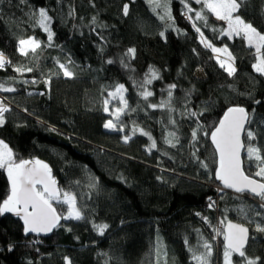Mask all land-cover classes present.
<instances>
[{"label": "trees", "instance_id": "16d2710c", "mask_svg": "<svg viewBox=\"0 0 264 264\" xmlns=\"http://www.w3.org/2000/svg\"><path fill=\"white\" fill-rule=\"evenodd\" d=\"M156 2L0 0V52L10 60L0 69V84L15 89L0 90L13 104L0 125V140L17 160L47 163L61 197L63 192L76 195L84 215L79 221L63 220L45 239L26 236L19 219L0 216V264H196L193 255L204 251L205 242L212 246L210 263L224 264L222 238L217 255L209 233L217 221L228 220L250 229L245 256L232 255V261L264 264V231L258 230V226L264 228L262 201L221 188L209 140L228 107L246 108L253 121L244 131L243 170L264 182L255 175L264 165L246 154L252 144L264 156V75L252 68L257 62L255 49L241 36L221 35L227 26L211 13L207 28L197 22L215 47L227 46L234 57L237 71L229 76L211 49L200 43L192 21L182 14L180 0H166L174 24L160 18L164 13L156 9ZM188 2L193 9L201 7ZM125 3L129 4L127 16ZM40 8L52 18L51 42L38 26ZM238 14L264 34V0H246ZM28 37L39 40L41 46L24 56L17 50L18 41ZM129 48H135L134 58L126 54ZM61 63L73 77L63 75ZM150 66L160 79L147 86L154 95L145 100L138 85ZM18 67L33 71L17 72ZM198 69L202 72L197 74ZM118 84L125 86L128 107L119 120L114 119L118 128L114 131L103 127L109 119L104 102L108 100L113 111L122 107L119 96L108 95ZM172 84L176 88L171 111L148 106L167 101ZM202 110L201 116L188 115ZM198 124V138L193 141L192 131ZM140 129L156 141V148L149 151L152 140ZM247 130L257 134L255 140L247 139ZM169 132L179 137L176 147L165 142ZM125 135L131 137L127 143ZM9 188L7 172L0 169V202ZM209 197L215 204L212 208ZM52 204L63 217L68 206ZM102 224L108 225L103 235L94 227Z\"/></svg>", "mask_w": 264, "mask_h": 264}, {"label": "snow or ice", "instance_id": "6c2138e0", "mask_svg": "<svg viewBox=\"0 0 264 264\" xmlns=\"http://www.w3.org/2000/svg\"><path fill=\"white\" fill-rule=\"evenodd\" d=\"M180 2L184 5L185 9L182 14L185 15L187 19L192 21L193 28L197 33H199L200 43H202L205 48L211 49V51L216 54V62L229 76H233L237 70L234 66V57L228 47H215L204 36L201 27L197 26V22L202 21L203 27H208V13L214 15L218 20L227 21V29H221V35L228 36L229 38L233 36H243V38L247 41L248 46L250 48H255L257 62L252 65V68L256 73L264 75V34L258 31L252 23L246 22L242 19V17L238 14L240 8L246 0H191L192 3L201 5L199 10L193 9L188 0H180ZM155 7L156 9L163 10L164 15L160 17L161 19H166L167 21H170L171 24H174V18L171 15V10L166 0L163 4L157 0ZM123 14L125 16L129 15L128 3L123 5ZM92 21L95 23L96 17H93ZM51 22L52 18L48 15V11L44 8H40L38 12V26L47 33L49 42L53 40L54 36L50 27ZM174 30L178 33L180 31L179 29ZM213 31H215V29H213ZM160 35L161 37H164L165 33L161 32ZM101 39H103V37H101ZM40 46L41 42L39 40H36L34 37H28L27 39H20L18 41L17 50L21 55L27 56L29 51L35 53ZM101 51H103L102 48ZM135 51V48H129L126 54L134 58ZM195 51L196 50L193 49V52ZM107 62L110 64L113 63L111 60ZM8 63H10V61H8L7 58L4 57L3 53L0 52V68H4ZM121 64L126 68L128 67L123 60H121ZM59 67L63 70V75L65 77H73L74 74L69 70L68 66L61 63L59 64ZM15 71L31 72L33 69L18 67ZM159 79V72L150 66L144 80L138 85L141 89H143L140 93L143 99L147 100L149 97L154 95L152 91L147 90V86L152 84L154 80ZM24 82L27 83L28 81ZM32 83H36V81L33 80ZM45 83L47 84L48 81H45ZM175 88V84L168 86L167 101H162L159 105L151 104L148 106L153 109L158 107H168L171 111L172 90ZM0 90L8 92L15 91L14 88H4L2 84H0ZM125 91V86L123 84H118L116 85L114 92L108 93L109 97H112L113 99L117 96L120 97V104L122 107L115 110V120H119L120 115L124 113L128 107L127 101L123 95ZM256 103H260V101H257ZM104 104V111L109 112V101L105 100ZM9 110L10 109L7 106L0 103V125L4 124L5 113ZM204 110L199 113L191 111L188 112V115L191 117H198L203 114ZM252 121L253 117L249 115L246 108L238 105L228 107L224 112L223 117L220 119L219 124L215 126L214 130L211 132L212 143L215 145L216 152L219 154V166L216 169L215 178L222 182L223 188L234 189L237 193L249 192L256 197H259L262 201L260 207L264 209V182L258 181L253 179L251 176L246 175L242 168L240 159V150L243 147L241 142V132L245 131V126L251 124ZM169 122L172 124L176 123L171 119ZM103 127L109 130H117V124L114 123L113 119L107 120ZM200 127L201 126L198 124L197 128L193 129V141L197 140ZM52 130L55 131V129ZM119 130H124L123 125L120 126ZM139 131L142 135L149 136V139L152 140V137L147 132H144L142 129ZM246 135L249 141H253L255 140L257 134L252 130H247ZM130 139L131 137L127 135L123 137L125 143H127ZM165 142L169 144L170 147H176V144L179 143V137L175 132H169L168 136L165 138ZM156 146V141L152 140L149 151L156 148ZM247 153L249 158L255 157L260 165H264V156L261 155L260 147L249 144ZM200 163L202 167H207L204 162L201 161ZM0 169L6 170L10 183L9 194L2 202H0V216L11 213L22 220L25 235L29 233L52 232L54 228L59 226V221L61 219L77 221L84 219L82 209L77 204L76 195L70 192H63V200H61V192L57 187L56 180L52 177L51 168L48 164L36 159L17 160L12 149L3 140H0ZM255 175L264 180V167H260L259 171H257ZM92 186L95 187V184ZM52 201L67 204L68 215L63 217L58 215L56 209L53 207ZM209 201V208L214 207L215 204L211 200V197H209ZM197 215L200 214L197 213ZM257 215H259V213H257ZM202 219H204L206 223L208 222L207 217H202ZM221 223H223V221H221ZM94 227L99 234L103 235L108 225H94ZM258 230L264 231V228L258 226ZM69 231H71V229H69ZM247 232L248 229L241 225L233 224L231 222L227 224L226 232L224 234V240L226 241L224 251L225 264H230L229 257L233 252H239L241 257L245 256L242 248ZM203 248V253L200 255H193V260L196 261V264H209V259L212 255V246L210 243L205 242L203 244ZM65 260L67 262L68 258L65 257ZM248 264H256V261L248 260Z\"/></svg>", "mask_w": 264, "mask_h": 264}, {"label": "water", "instance_id": "95a60500", "mask_svg": "<svg viewBox=\"0 0 264 264\" xmlns=\"http://www.w3.org/2000/svg\"><path fill=\"white\" fill-rule=\"evenodd\" d=\"M234 106V105H233ZM232 107V106H231ZM227 110V109H226ZM225 110V111H226ZM224 111V112H225ZM224 112H223V115H224ZM223 115L221 116V118L223 117ZM220 118V119H221ZM220 119L218 120V122L216 123L217 125L219 124V121H220ZM216 125V126H217ZM246 127H247V125L245 126V129H246ZM215 128V127H214ZM214 128L211 130V132L214 130ZM211 132H210V136H209V140H210V144L211 145H213V148H214V151H215V156H216V166L218 167L219 166V154L216 152V149H215V145L212 143V140H211ZM243 136H244V131H242L241 132V142H242V144H243ZM244 148H245V144H243V147L241 148V150H240V159H241V164H242V158H243V152H244ZM31 160H33V159H31ZM42 161V160H41ZM44 162V161H43ZM45 163V162H44ZM47 164V163H46ZM217 167H216V169H217ZM242 168H243V165H242ZM215 173H216V170H215ZM246 174V173H245ZM247 175V174H246ZM52 177L56 180V178L52 175ZM252 177V176H251ZM253 179H256V180H258V181H260L258 178H254V177H252ZM218 181V183H219V185L221 186V188H223V185H222V182H220L219 180H217ZM56 182H57V187H58V189H59V184H58V181L56 180ZM262 182V181H261ZM9 186H10V183H9ZM226 190H229V191H232V192H234L235 193V190L234 189H230V188H225ZM60 190V189H59ZM237 193V192H236ZM249 194L250 196H252V197H254V198H257L256 196H254V195H252L251 193H249V192H244V194ZM55 209H56V207L55 206H53ZM56 212H57V214L58 215H60L59 213H58V211H57V209H56ZM5 215H8V216H10L11 218L13 217V218H17V219H19L18 217H16L15 215H13V214H11V213H7V214H5ZM61 216V215H60ZM20 220V219H19ZM63 221V219H61L60 221H59V225L61 224V222ZM20 222H21V224H22V228L24 227L23 226V221L22 220H20ZM229 222H231V223H233V224H238V225H241V226H243V227H245V228H247L248 229V232H247V235H246V238L244 239V241H243V248H242V250L244 251L246 248H247V246H248V243H249V237H250V229L248 228V226H246V225H244V224H242L241 222H239V221H234V220H228V221H226V223L224 224V227H223V230H224V234H225V232H226V228H227V224L229 223ZM57 228V227H56ZM56 228H54L53 229V231L52 232H49V233H29V234H27L26 236H35V237H38V238H43V239H45V237H48V236H50L54 231H55V229ZM25 234V233H24ZM222 241H223V247H224V249H225V243H226V241L224 240V236H223V239H222ZM233 255H235L237 258L239 257V258H242L240 255H239V252H233L232 253Z\"/></svg>", "mask_w": 264, "mask_h": 264}, {"label": "built area", "instance_id": "2783aa9c", "mask_svg": "<svg viewBox=\"0 0 264 264\" xmlns=\"http://www.w3.org/2000/svg\"><path fill=\"white\" fill-rule=\"evenodd\" d=\"M4 57L7 58L6 55H4ZM7 60L10 61L9 58H7ZM7 65H9V63L6 64L5 67ZM5 67L4 68H0V69L4 70ZM0 103L4 104L9 109L13 107V104L10 101L6 100V98L1 93H0ZM223 226H224L223 223H221L220 221H217L215 223V225H213V227L210 229V233H209L210 240L215 245V252L217 253V255H218V252L217 251H218V248H219V244L221 242L220 239L223 236V230H222L223 229ZM217 230H219V231H217Z\"/></svg>", "mask_w": 264, "mask_h": 264}, {"label": "rangeland", "instance_id": "374dc122", "mask_svg": "<svg viewBox=\"0 0 264 264\" xmlns=\"http://www.w3.org/2000/svg\"><path fill=\"white\" fill-rule=\"evenodd\" d=\"M215 17V16H214ZM215 20L216 21H219V22H222V23H224V24H226V26H227V21H221V20H218V19H216V17H215ZM228 37V36H227ZM235 37H239V36H235ZM241 37H243V36H241ZM245 40V39H244ZM245 42H246V44L248 45V43H247V41L245 40ZM218 48H223V47H218ZM255 49V48H254ZM215 56H216V54H214ZM202 71H200V69H198L197 70V74L198 73H201ZM114 113H115V110L113 111L112 109H109V112H107V114H108V118L109 119H113L114 120ZM108 119V120H109ZM118 129V128H117ZM115 131V130H114ZM202 135H204V133H202ZM246 154H248L247 152H246ZM253 159L255 158V157H252ZM61 200H63V196L61 197ZM61 203V202H60ZM64 205H67V204H65V203H63ZM68 215V209H67V211L65 212V214H64V216H67ZM202 246H203V244H202ZM204 251H203V249H201V253H203ZM200 255V254H199ZM232 255L233 254H231V256L229 257V262H230V264H235L233 261H232ZM224 264H225V260H224V254H223V261H222ZM209 264H211L210 263V261H209Z\"/></svg>", "mask_w": 264, "mask_h": 264}]
</instances>
